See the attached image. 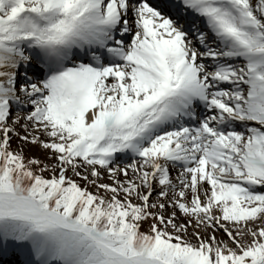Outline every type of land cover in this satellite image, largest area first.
<instances>
[{
	"label": "snow or ice",
	"instance_id": "1",
	"mask_svg": "<svg viewBox=\"0 0 264 264\" xmlns=\"http://www.w3.org/2000/svg\"><path fill=\"white\" fill-rule=\"evenodd\" d=\"M0 264H264V0H0Z\"/></svg>",
	"mask_w": 264,
	"mask_h": 264
}]
</instances>
